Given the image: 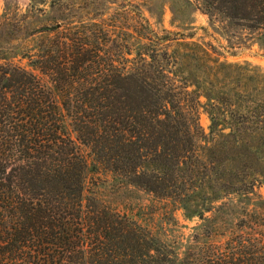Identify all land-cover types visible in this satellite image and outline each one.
Returning a JSON list of instances; mask_svg holds the SVG:
<instances>
[{
    "label": "trees",
    "instance_id": "1",
    "mask_svg": "<svg viewBox=\"0 0 264 264\" xmlns=\"http://www.w3.org/2000/svg\"><path fill=\"white\" fill-rule=\"evenodd\" d=\"M195 2L224 23L227 47L234 32L264 47V0ZM146 29L161 48L131 58L95 21L41 27L18 63L0 57V264H264V72L193 34ZM89 168L201 223L174 250L85 196Z\"/></svg>",
    "mask_w": 264,
    "mask_h": 264
},
{
    "label": "rangeland",
    "instance_id": "2",
    "mask_svg": "<svg viewBox=\"0 0 264 264\" xmlns=\"http://www.w3.org/2000/svg\"><path fill=\"white\" fill-rule=\"evenodd\" d=\"M146 20L158 36L164 34L163 29L193 34L192 40L210 44L221 54V59L239 64L248 62L264 72V47L260 42L234 32L235 35L230 36L231 48L227 47L224 23H211L195 0H0V57L18 63L21 53L31 51L40 42L32 33L41 27L59 26L63 21H95L107 26L115 37L126 38L131 44L132 55L128 56L131 58L135 51L144 53L161 48L150 44L147 39H140L138 34L147 31ZM4 62L0 60V63ZM21 62L26 65L28 59ZM199 122L207 132L210 120L203 109L199 112ZM68 132L91 162L90 150L77 141L70 125ZM258 165L264 170V162L260 161ZM90 169L86 172L85 196H90L93 191L113 207L127 211L174 250L185 245L194 228L201 223L197 216L185 218L182 211L174 209L169 201L157 199L144 191L124 188L114 192L111 172L104 168L99 171ZM255 192L264 198V184L257 185ZM217 240L222 241V238Z\"/></svg>",
    "mask_w": 264,
    "mask_h": 264
}]
</instances>
